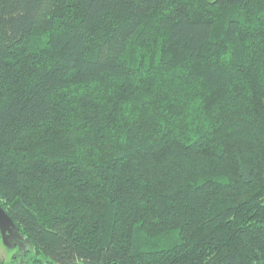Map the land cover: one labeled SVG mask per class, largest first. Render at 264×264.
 Listing matches in <instances>:
<instances>
[{
    "label": "trees",
    "instance_id": "obj_1",
    "mask_svg": "<svg viewBox=\"0 0 264 264\" xmlns=\"http://www.w3.org/2000/svg\"><path fill=\"white\" fill-rule=\"evenodd\" d=\"M0 205L21 264H264V0H0Z\"/></svg>",
    "mask_w": 264,
    "mask_h": 264
},
{
    "label": "rangeland",
    "instance_id": "obj_2",
    "mask_svg": "<svg viewBox=\"0 0 264 264\" xmlns=\"http://www.w3.org/2000/svg\"><path fill=\"white\" fill-rule=\"evenodd\" d=\"M9 239V238H8ZM7 239V240H8ZM26 248H28V243L25 241ZM23 250V249H22ZM18 254V248H15V246H10L9 242L8 244H5L4 240L0 237V264H21L22 263V257L20 256L18 261H14V256Z\"/></svg>",
    "mask_w": 264,
    "mask_h": 264
},
{
    "label": "flooded vegetation",
    "instance_id": "obj_3",
    "mask_svg": "<svg viewBox=\"0 0 264 264\" xmlns=\"http://www.w3.org/2000/svg\"><path fill=\"white\" fill-rule=\"evenodd\" d=\"M5 235L7 236V241L9 242L10 246H15V248H18V254H16L14 256L15 258V262L19 260L20 258V254L22 252V249L25 250L26 249V244H25V238L23 237V235L21 234V232H19V230L17 229V227L15 229H12L11 232L6 231ZM0 237L3 239V232L2 229L0 227ZM18 259V260H16Z\"/></svg>",
    "mask_w": 264,
    "mask_h": 264
},
{
    "label": "water",
    "instance_id": "obj_4",
    "mask_svg": "<svg viewBox=\"0 0 264 264\" xmlns=\"http://www.w3.org/2000/svg\"><path fill=\"white\" fill-rule=\"evenodd\" d=\"M0 227L3 232V240L5 244H8L7 236L5 235L6 231L11 232L12 229L16 228V224L13 219L9 216L7 211L0 205Z\"/></svg>",
    "mask_w": 264,
    "mask_h": 264
}]
</instances>
